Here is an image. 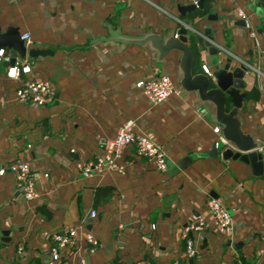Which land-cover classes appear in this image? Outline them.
Segmentation results:
<instances>
[{"label":"crops","instance_id":"obj_1","mask_svg":"<svg viewBox=\"0 0 264 264\" xmlns=\"http://www.w3.org/2000/svg\"><path fill=\"white\" fill-rule=\"evenodd\" d=\"M177 21L193 42L201 37L216 49L212 56L195 44L193 74H202L200 65L212 73L213 61L246 67L236 118L243 135L262 140L264 0H0V33L27 34L26 51H47L16 56L30 66L17 80L6 77L11 63L0 61V169L28 163L37 193L24 201L13 175L0 176V264H46L50 235L67 228L92 234L97 246L88 253L79 240L56 264H264V173L221 158L230 147L194 92L181 89L152 106L135 87L157 75L180 87V53L158 61L147 44L133 42L176 34ZM26 80L48 82L53 101L17 103L15 91ZM127 120L161 147L165 172L127 147L123 175L80 177L76 162L102 155L98 140L112 138ZM208 199L228 211L232 229L190 234L196 255L187 258L181 234L196 219L210 220Z\"/></svg>","mask_w":264,"mask_h":264},{"label":"built area","instance_id":"obj_2","mask_svg":"<svg viewBox=\"0 0 264 264\" xmlns=\"http://www.w3.org/2000/svg\"><path fill=\"white\" fill-rule=\"evenodd\" d=\"M192 5L194 8L198 6L196 1H193ZM236 14L238 19L243 21L244 27L249 30V37L255 40L246 15L242 11H237ZM177 22L181 27L188 29L180 21ZM20 38L26 43L29 40L27 34L21 35ZM174 38H176V35ZM0 61L10 63V58L4 54L3 50H0ZM200 71L207 77L212 76L210 69L206 65H200ZM29 72L30 66L28 63L13 61L6 69V77L17 80L20 75H25ZM135 87L140 90L143 97L152 106L159 104L170 96L178 97L182 91L165 75H157L147 80L138 81ZM14 99L17 103L41 107L53 101V89L46 81L26 80L15 91ZM212 131L219 135L218 127H213ZM219 140L222 142L221 138ZM257 143L256 151L264 152V138ZM98 145L102 149V155L95 157L93 160L76 162L75 167L80 177L91 178L105 173L123 175L127 163L122 160V152L127 147H132L134 155L145 159L155 171L162 173L166 170L165 155L161 147L147 137L136 134L134 132V123L131 120L125 121L112 138L99 139ZM5 171H9L13 175L14 189L24 201H32L37 198L32 181V171L28 163L15 160L0 169V176ZM204 211L210 220L196 219L186 225L181 234L184 240V254L187 258H193L196 255V247L190 234L213 230L217 235L224 236L229 234L232 229L228 211L217 200L208 199L205 203ZM94 216V211L88 213V217L93 218ZM50 239L51 246L48 249V261L46 264H56L63 251H73L77 248L79 240H82L87 245L88 253H92L97 246L92 234L79 232L76 228H67L60 232H54L50 235Z\"/></svg>","mask_w":264,"mask_h":264},{"label":"water","instance_id":"obj_3","mask_svg":"<svg viewBox=\"0 0 264 264\" xmlns=\"http://www.w3.org/2000/svg\"><path fill=\"white\" fill-rule=\"evenodd\" d=\"M199 7V4L198 6ZM186 28L181 27L176 34L170 33L168 37L159 41L158 37L147 34L133 42L147 44L148 47L157 53V60L160 61L170 51L180 53L181 78L179 85L185 91L194 92L198 100L206 110L208 119L220 126L221 141L230 148L225 149L221 154L224 160L232 159L248 165L254 175L264 173V152H257L258 143L243 135L239 129V121L236 118L240 102L243 97L239 93L241 79L246 72V67L238 65L233 67L230 60L219 68L216 62H212V76L192 73L193 55L192 50L197 44L200 50L209 49L212 56H215L216 49L203 38L195 42L187 37ZM176 35V38L174 36ZM206 35V34H205ZM203 37H206V36ZM189 41L190 46L186 45ZM26 42L20 39L14 30H6L0 33V49L10 58L12 63L17 56L20 59L28 57L43 56L47 51H35L25 49ZM231 148L234 150L232 151ZM216 154V153H215Z\"/></svg>","mask_w":264,"mask_h":264},{"label":"trees","instance_id":"obj_4","mask_svg":"<svg viewBox=\"0 0 264 264\" xmlns=\"http://www.w3.org/2000/svg\"><path fill=\"white\" fill-rule=\"evenodd\" d=\"M192 40V39H191ZM193 41V40H192Z\"/></svg>","mask_w":264,"mask_h":264}]
</instances>
